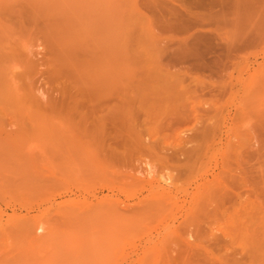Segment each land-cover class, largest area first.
<instances>
[{
	"label": "rangeland",
	"instance_id": "rangeland-1",
	"mask_svg": "<svg viewBox=\"0 0 264 264\" xmlns=\"http://www.w3.org/2000/svg\"><path fill=\"white\" fill-rule=\"evenodd\" d=\"M0 264H264V0H0Z\"/></svg>",
	"mask_w": 264,
	"mask_h": 264
},
{
	"label": "bare ground",
	"instance_id": "bare-ground-1",
	"mask_svg": "<svg viewBox=\"0 0 264 264\" xmlns=\"http://www.w3.org/2000/svg\"><path fill=\"white\" fill-rule=\"evenodd\" d=\"M222 63V62H221ZM218 64V63H217ZM219 64H220V62H219ZM213 65V64H212ZM220 65H222V64H220Z\"/></svg>",
	"mask_w": 264,
	"mask_h": 264
}]
</instances>
